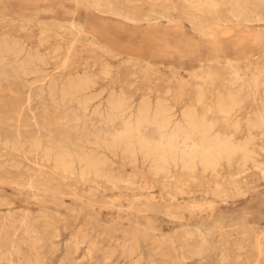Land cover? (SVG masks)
Segmentation results:
<instances>
[{
  "label": "rangeland",
  "instance_id": "374dc122",
  "mask_svg": "<svg viewBox=\"0 0 264 264\" xmlns=\"http://www.w3.org/2000/svg\"><path fill=\"white\" fill-rule=\"evenodd\" d=\"M82 1L0 0V41L16 39L20 44L24 43L27 50L31 47V52L38 45V49L32 53L40 51L47 60L45 68L43 67L46 73L43 75L44 84L54 74L55 78L52 79L66 82L69 80L68 75L76 78L84 74L90 76L93 72L94 76L91 77H94L97 85L92 93L100 96L95 105L106 100L110 90H113L112 92H122L128 97L130 95L134 112L146 100L152 105L159 102L165 108H170L175 116L173 122L178 123L183 111L193 107L197 117L205 119L213 128V136H223L222 139L233 137L236 142L243 141L244 136V140L248 137L245 128L250 118H254L253 113L258 110L257 96H261L264 90V4L258 0H130L131 3L129 0H114L113 3L110 0H106L108 3L104 0ZM232 2L237 5L234 6ZM204 4L209 9L202 6ZM233 8L235 11H232ZM41 11L43 13H39ZM59 27L63 30L58 29ZM41 30H45V33ZM39 33L44 34L40 36ZM43 35L45 36L42 38ZM47 37L49 42L46 41ZM21 39H25V42ZM78 39L84 42L83 45H80L82 43ZM53 49H59L62 53L59 51L58 56L53 55L52 58L50 53H54ZM233 64H237L236 67ZM83 65L87 67L84 68ZM81 69L84 71H80ZM100 69L104 70L102 72L105 75L111 71V75L104 76ZM74 71L77 74L79 72L76 77ZM31 78L30 82L37 77ZM29 85L33 87L17 78L0 75V264H264V140L261 136L255 137L256 155L250 161L253 162L252 165L250 162L247 163L249 165H244L237 158L235 162H231L233 164L222 163L217 174L205 172L199 166L194 168L196 171L185 168L183 170L180 163H177L178 166L171 163L167 166L169 171L159 173L152 168L153 165L148 159L142 158L143 155L140 157L137 154L135 159L136 157L118 152L115 153L117 157L112 156L114 153L103 150L98 152H102V157L105 156L103 159L107 161L108 166H105L108 169L104 167L102 175L85 173L77 165H74L77 168L71 172L63 166L61 168L58 164L54 165L53 158L47 160L43 150L40 152L33 147L32 151L30 142L36 143L42 136L47 138L43 139L44 142L47 141L44 144L46 148L50 149L47 151L54 148L52 152H56L57 145L62 149L65 145L67 151L74 149L73 152L79 153L88 147L86 141L91 140L88 136L94 131L88 124L89 118H81L76 124L75 107L57 108L46 94L40 96L37 89L40 84L34 85L32 82ZM231 99L239 102L240 107L236 108L234 116L224 118L219 108L221 103L226 105ZM51 109L54 113L50 112ZM18 110H23V114H19ZM246 113L248 114L245 115ZM25 114L30 115V120ZM52 116L59 117L54 119ZM239 116L244 118L240 119ZM11 117L14 118L11 120ZM93 122L97 123V120L94 119ZM98 124V128L102 126ZM99 129L108 130L104 126ZM83 130L89 135L83 133ZM148 132L150 138L156 139L152 130ZM10 134L16 135L14 139L17 142ZM59 135L65 142H61ZM7 140L9 144L11 142L16 143L17 147L19 145L17 149L24 150L17 152L14 147L12 149V144L10 148H5L8 145ZM48 162L51 164L46 165ZM261 165L260 170H257ZM80 170L88 175L85 176ZM106 177L115 178L107 181ZM246 186L248 189H245ZM215 190L216 193H213Z\"/></svg>",
  "mask_w": 264,
  "mask_h": 264
},
{
  "label": "bare ground",
  "instance_id": "6f19581e",
  "mask_svg": "<svg viewBox=\"0 0 264 264\" xmlns=\"http://www.w3.org/2000/svg\"><path fill=\"white\" fill-rule=\"evenodd\" d=\"M76 1V0H75ZM82 1V0H81ZM95 1V0H94ZM93 1V3H94ZM103 1V0H102ZM106 2V0H104ZM112 3L114 2V0H110ZM109 1V2H110ZM171 1V0H170ZM205 1V0H204ZM234 1V0H233ZM239 1V0H238ZM246 1V0H245ZM253 1V0H252ZM255 1V0H254ZM261 4H264V0H258ZM83 2V1H82ZM85 2V1H84ZM87 2V1H86ZM90 2V0H89ZM125 2V1H124ZM129 2L131 3V1L129 0ZM134 2V0H133ZM187 2V1H186ZM203 2V1H202ZM207 2V1H206ZM205 2V3H206ZM81 3V2H80ZM92 3V4H93ZM99 3V1H98ZM108 3V2H106ZM105 3V4H106ZM195 3V2H194ZM213 3V2H212ZM217 3V2H216ZM234 4V2H232ZM253 3V2H252ZM255 3V2H254ZM253 3V4H254ZM259 3V4H260ZM100 4V3H99ZM122 4V3H121ZM236 4V3H235ZM234 4V6H235ZM257 4V5H259ZM94 5V4H93ZM109 5V4H108ZM196 5V4H195ZM201 5V4H199ZM211 5V4H210ZM216 5V4H215ZM215 5L213 7H215ZM237 5V4H236ZM50 6V5H49ZM96 6V5H95ZM97 6L99 7V5L97 4ZM105 6V5H103ZM156 6V5H155ZM190 6V5H189ZM202 6H206L205 4L202 5ZM248 6V5H247ZM97 7V8H98ZM107 7V5H106ZM105 7V8H106ZM114 7V6H113ZM113 7H111V9H113ZM208 7V6H206ZM219 7V6H218ZM216 7V8H218ZM233 7V6H232ZM42 8V7H41ZM83 8V7H82ZM94 8V7H93ZM44 9V8H43ZM88 9V8H87ZM90 9V8H89ZM99 9V8H98ZM102 9V8H101ZM110 9V10H111ZM209 9V7H208ZM207 9V10H208ZM212 9V7L210 8V10ZM236 9V8H235ZM47 10V9H46ZM50 10V9H49ZM93 10V9H92ZM91 10V11H92ZM97 10V9H96ZM116 10V9H115ZM118 10V9H117ZM123 10V8H122ZM186 10V9H185ZM198 10V9H197ZM36 11V10H35ZM34 11V12H35ZM99 11V10H97ZM101 11V10H100ZM104 11V10H103ZM107 11V9H106ZM201 11V10H200ZM203 11V10H202ZM215 11V10H213ZM232 11H235L234 8ZM115 12V11H114ZM208 12V11H207ZM37 13V12H36ZM39 13H43L42 11L39 12ZM95 13V12H94ZM216 13V12H215ZM104 14V13H103ZM111 14V13H110ZM123 14V12H122ZM35 15V14H34ZM105 15V14H104ZM154 15V14H153ZM213 15V14H212ZM228 15V14H227ZM236 14H234L235 16ZM106 16V15H105ZM112 16V15H111ZM110 16V17H111ZM116 16V15H115ZM114 16V17H115ZM118 16V15H117ZM157 16V14H156ZM164 16V15H163ZM162 16V17H163ZM218 16V15H217ZM241 16V15H240ZM159 17V16H157ZM161 17V16H160ZM232 17V16H231ZM35 18V17H34ZM121 18V17H120ZM236 18V17H234ZM125 19V18H124ZM55 20V19H54ZM78 20V19H77ZM143 20V19H142ZM160 20V19H159ZM165 20V19H164ZM221 20V19H220ZM236 20V19H234ZM242 20V19H240ZM41 21V20H40ZM128 21V20H127ZM126 21V22H127ZM144 21V20H143ZM147 21V19H146ZM171 21V20H170ZM197 21V20H196ZM29 22V21H28ZM51 22V21H50ZM67 22H71V21H67ZM125 22V21H124ZM129 22V21H128ZM132 22V21H131ZM135 22V20H134ZM168 22V21H167ZM237 22V21H236ZM244 22V20H243ZM25 23V22H24ZM43 23V22H42ZM41 23V25H42ZM55 23V22H54ZM64 23V22H63ZM82 23V22H80ZM79 23V24H80ZM170 23V22H169ZM198 23V22H197ZM225 23V22H224ZM32 24V23H31ZM44 24V23H43ZM53 24V23H51ZM59 24V22H58ZM65 24V23H64ZM75 24V23H74ZM133 24V23H132ZM246 24V23H245ZM262 24V23H261ZM21 25V24H20ZM33 25V24H32ZM45 25V24H44ZM43 25V27H45ZM76 25V24H75ZM82 26V24H80ZM88 25V24H87ZM131 25V24H129ZM38 26V25H37ZM40 26V25H39ZM59 26H62V25H59ZM64 26V25H63ZM74 26V25H73ZM52 27V26H50ZM56 27V26H55ZM58 27V26H57ZM68 27V25L66 26ZM75 27V26H74ZM79 27V25H78ZM90 27V26H89ZM41 28V26H40ZM54 28V26H53ZM61 27H59L58 29H60ZM81 28V27H80ZM79 28V29H80ZM44 29V28H43ZM57 29V28H56ZM62 29V28H61ZM78 29V28H77ZM76 29V30H77ZM91 29V28H90ZM50 30V29H49ZM63 30V29H62ZM64 30H66L64 28ZM70 30V29H69ZM88 30V29H87ZM241 30V29H240ZM240 30H237V31H240ZM40 31V30H39ZM45 31V30H44ZM41 30V32H44ZM55 31V30H54ZM60 31V30H59ZM67 31V30H66ZM65 33H68L66 32ZM75 31V30H74ZM56 32V31H55ZM73 32V31H72ZM81 32V31H80ZM243 32V31H242ZM45 33V32H44ZM42 33V34H44ZM48 33V32H47ZM63 33V32H62ZM75 33V32H74ZM78 33V32H77ZM87 33V32H86ZM92 33V32H91ZM5 34V33H4ZM41 33H39V35L41 36L42 35ZM50 34V32H49ZM80 34V33H79ZM212 34V33H211ZM60 35V34H59ZM66 35V34H65ZM72 35V34H71ZM75 35V34H74ZM74 35L72 37H74ZM78 35V34H77ZM85 35V33H84ZM5 36V35H4ZM10 36V35H9ZM8 36V37H9ZM45 35L42 36V38L44 37ZM54 36V35H53ZM56 36V35H55ZM64 36V34H63ZM62 36V37H63ZM69 36V35H68ZM87 36V34H86ZM91 37V35H88ZM249 36V35H248ZM248 36H245V37H248ZM7 37V36H6ZM13 37V36H12ZM57 37V36H56ZM61 37V36H60ZM80 37V35H79ZM84 37V36H83ZM89 37V38H90ZM100 37V36H99ZM1 38V37H0ZM20 38H23V37H20ZM65 38V36H64ZM71 38V37H70ZM92 38V37H91ZM40 39V38H38ZM46 39V37H45ZM44 39V40H45ZM53 39V38H52ZM80 39V38H79ZM78 39L79 42H81L80 40ZM83 39V38H82ZM88 39V38H87ZM247 39V38H246ZM10 40V39H9ZM22 40V39H21ZM37 40V39H36ZM50 41V39H48L47 37V40L46 41ZM55 40V39H54ZM64 40V39H62ZM68 40V39H67ZM66 40V41H67ZM71 40V39H70ZM73 40V39H72ZM86 40V39H85ZM93 40V39H92ZM91 40V41H92ZM20 41V40H19ZM25 42V39L22 40V42ZM39 41V40H38ZM43 42V40H41ZM48 41V42H49ZM74 41V40H73ZM87 41V40H86ZM90 41V42H91ZM47 42V43H48ZM78 42V43H79ZM97 42V41H96ZM41 43V42H40ZM44 43V42H43ZM68 43V42H67ZM76 43V42H75ZM82 43V42H81ZM84 43V42H83ZM80 44V45H83ZM171 43V42H170ZM175 43V42H174ZM174 43H171V44H174ZM233 43V42H232ZM39 44V43H37ZM87 44V43H86ZM100 44V42H99ZM24 45V43H23ZM22 45V43L20 44V42L16 41V39H12L10 41H7L6 40H1L0 41V75H4L6 77H14V78H17L18 80H21L22 83H25L26 85L28 84V86H31L29 85L30 83L33 82L34 85L36 84H40L37 89L39 90V93H40V96L44 94H46V96L50 99L51 103H53L57 108H64V109H67V108H70L71 106L75 107V122L76 124H78L80 122V119H84L86 117L89 118V122L88 124H90L91 128H93L94 131L96 132H89V130H87L89 133H91V135H89L87 132L85 133L84 131L86 130H83V133L85 134H88L89 136V139L91 138V140H88L86 141V144L88 147H86V149H82L79 153L77 152H73L75 151L74 149L72 151H69L70 149H68V151L65 149V145H64V148L62 149L61 146H58L57 145V150L56 152H52L54 148H52L51 150L52 151H47L50 150L49 147L46 148L47 146H45L44 144L47 142H44L43 139H47V138H43L42 136L40 138H38L37 142L33 143L30 142V146H31V150L33 151V147L35 149V147L40 150H43L45 152V156L48 157L47 160H49V158H53L54 161H52L55 164H58V166L60 165L61 168H67L69 169V171L72 172V169H73V172H74V168L76 169L77 167H75L74 165H77L79 166L85 173H93L95 174L96 176L97 175H100L103 171H104V167L108 169V167H106L105 165L107 164V161H105L102 157V152L100 154V152H98L99 150H103V151H108L109 153H114L112 156L115 155V153L117 154L118 152L122 153L123 155H126V156H129V157H136L137 154H139V156L141 157V155H143L142 158H146L149 160V162L152 163L154 170L156 172H167L169 170H167V166L170 165L171 163H175L177 165V163H180L183 167V170L185 169H188V170H195L194 168L197 166L201 167L203 169V171L205 172H211L213 174H217V171L219 170V167L221 166L222 163H227V164H230L231 162H233L235 159L239 158L240 160L239 161H242L245 164L249 163L250 161L253 160V155L256 153L254 152L255 151V147H254V144H255V140H256V136H261V138L264 140V90H263V94L261 96H257V99H256V102L258 103V110L256 112H254V110H252V112H254V118H250L248 124H247V133H248V137L245 138L244 140V137H243V141H240V142H236L234 140L233 137H230V138H225V139H222V137L220 138L219 136H213V128L206 122L205 119H200L199 116L197 117L195 111H193V107L192 109H187L185 111H183L182 113V117H181V121L178 122V123H174L173 120L175 118V116L170 112V108L167 109L165 108L164 106H162L161 104H156V105H152L151 102L148 100L144 101L142 104L140 103V106L137 108V110L134 112L135 110V107H134V103L129 95L126 96L124 93H118L116 90H119V89H114L116 92H112L113 90H110L109 92V97L105 99V96L106 94L105 93H102V94H105L102 95V97L104 96V101L103 102H100L99 105H95V102H97V100L100 98V96H96L92 93V90L94 89V86L97 85L95 84L94 82V77L92 78L91 75H93V72L92 74L89 76L88 74H84L82 72V75L83 76H77L79 74H77L76 71H74L76 73L75 77L76 78H72V76L68 75L67 78H69V80H67L66 82H60L59 80L61 79H52L54 76H50L51 77V80L46 84H44L45 82V77L43 76L44 74V71H43V67L46 66V59L43 55L40 53V51H36L35 53H32L34 50L38 49V45H36V49H34L32 52H31V47L30 49L27 50L26 47H24ZM26 45V44H25ZM61 45V43H60ZM64 45V44H63ZM67 44H65L66 46ZM79 45V44H78ZM177 45V44H176ZM216 45V44H215ZM47 46V45H45ZM58 46V44H57ZM64 46V47H65ZM73 46H76V45H73ZM92 46V45H91ZM94 46V44H93ZM104 46V45H103ZM34 47V46H32ZM40 47V45H39ZM69 47V46H68ZM77 47V46H76ZM90 47V46H89ZM241 47V46H240ZM29 48V47H28ZM58 48V47H56ZM83 48V47H82ZM84 48H87V47H84ZM94 48V47H92ZM220 48V47H219ZM237 48V47H236ZM33 49V48H32ZM60 49V48H59ZM59 49H53L52 52L54 53H50V56H52L53 58V55H56L58 56L59 54ZM66 49V48H65ZM81 49V48H80ZM88 49V48H87ZM40 50V48H39ZM67 50V49H66ZM79 50V48L77 49ZM83 50V49H81ZM96 50V49H95ZM117 50V49H116ZM42 51V49H41ZM64 51V50H62ZM71 51V50H70ZM102 51V50H101ZM61 52V51H60ZM113 52V51H111ZM62 53V52H61ZM65 53V52H64ZM70 53V52H69ZM76 53V51H75ZM79 53V52H78ZM102 53V52H101ZM107 53V51H106ZM105 53V54H106ZM109 53V52H108ZM114 53V52H113ZM49 54V52H48ZM75 55V54H74ZM77 55V54H76ZM68 56V55H67ZM47 57V55H46ZM48 58V57H47ZM68 59V57H67ZM52 60V59H50ZM58 61V59H57ZM62 61V60H61ZM64 61V60H63ZM52 62V61H51ZM65 62V61H64ZM57 63V62H56ZM55 63V64H56ZM94 63V62H93ZM92 63V64H93ZM63 64V63H62ZM61 64V65H62ZM86 64V62H85ZM90 64V63H89ZM87 64V65H89ZM96 64V63H95ZM94 64V65H95ZM60 65V66H61ZM82 65V64H81ZM87 65L84 67V65L82 67L86 68ZM105 65V64H104ZM103 65V66H104ZM234 65V64H233ZM237 65V64H236ZM236 65H234V67H236ZM49 66V65H48ZM77 66V65H76ZM75 66V67H76ZM93 66V65H92ZM107 66V65H105ZM104 66V67H105ZM232 66V65H231ZM230 66V67H231ZM96 67V66H95ZM108 67V66H107ZM208 67V66H207ZM233 67V66H232ZM231 67V68H232ZM45 68V67H44ZM47 68V67H46ZM81 68V67H80ZM83 68V69H84ZM93 68V67H92ZM250 68V67H249ZM83 69H81L80 71H82ZM95 69V68H94ZM93 69V70H94ZM97 69V67H96ZM99 69V68H98ZM103 69V68H102ZM105 69V68H104ZM107 69V68H106ZM105 69V71H107ZM237 69V68H236ZM55 70V69H53ZM90 70V68H89ZM101 70V69H100ZM52 71V70H51ZM57 71V70H56ZM84 71V70H83ZM86 71V70H85ZM96 71V70H95ZM104 70H101V73L104 74V72H102ZM46 72V70H45ZM53 72V71H52ZM90 72V71H89ZM88 72V73H89ZM98 73V72H97ZM96 73V74H97ZM109 75H111V71L110 73H108ZM106 73V75H108ZM49 75V73L47 74ZM58 76H60V74L57 73ZM56 75V76H57ZM64 75V74H63ZM99 75L103 76L102 74L99 73ZM104 74V76H106ZM72 79H70V77ZM94 76V75H93ZM31 77H37L36 79L32 80V82H30L29 78ZM96 77H99V76H96ZM109 77V76H108ZM107 77V78H108ZM257 77V76H256ZM55 78V77H54ZM115 78V77H114ZM33 79V78H31ZM101 79V77H100ZM97 80V78H96ZM107 81V80H106ZM252 81V80H251ZM264 81V79H263ZM97 82V81H96ZM102 82V81H101ZM137 82V81H136ZM261 82V81H260ZM264 83V82H262ZM264 85V84H262ZM4 86V85H3ZM99 86V85H98ZM239 86V85H238ZM259 86V85H258ZM260 86H261V83H260ZM33 87V86H31ZM97 87V86H96ZM1 88V87H0ZM106 88V87H105ZM132 88V87H131ZM239 88V87H238ZM247 88V87H246ZM260 88V87H259ZM263 88V86H262ZM260 88V89H262ZM97 89V88H95ZM111 89V88H110ZM121 89V88H120ZM226 89V88H225ZM235 89V88H234ZM259 89V91H260ZM3 90V89H2ZM30 90V89H29ZM28 90V91H29ZM106 90V89H104ZM123 90V89H122ZM142 90V89H141ZM146 90V89H145ZM196 90V89H195ZM232 90V89H231ZM230 90V91H231ZM240 90V89H239ZM98 91V90H97ZM201 91V90H200ZM221 92H223L222 90H220ZM245 91V90H244ZM249 91V90H248ZM112 92V93H111ZM125 92V91H123ZM149 92V91H148ZM180 92V91H179ZM218 92V91H217ZM225 92V91H224ZM243 92V90H242ZM203 94V92H200ZM219 93V92H218ZM236 93V92H234ZM262 93V92H261ZM17 94V93H16ZM15 94V95H16ZM98 94V93H97ZM29 95V94H28ZM157 95V94H156ZM179 95V94H178ZM201 95V94H200ZM220 95V94H219ZM230 95V94H229ZM204 96V95H202ZM217 96V95H216ZM234 96V95H233ZM236 96V95H235ZM148 97V96H147ZM224 97V96H223ZM229 97V96H228ZM237 97V96H236ZM182 98V97H181ZM187 98V97H186ZM200 98V97H199ZM225 98V97H224ZM235 98V97H234ZM183 99V98H182ZM190 99V98H189ZM204 99V97H203ZM216 100L218 99V97L215 98ZM222 99V98H221ZM237 99V98H236ZM101 100V99H100ZM158 100V99H157ZM169 100V99H168ZM253 100V99H252ZM41 101V100H40ZM48 101V100H47ZM225 101V100H224ZM2 102V101H1ZM43 102V101H42ZM99 102V100H98ZM168 102V101H167ZM187 102V101H186ZM204 102V100H203ZM217 102V101H216ZM219 102V101H218ZM227 102V101H226ZM255 102V103H256ZM14 103V102H13ZM26 103V102H25ZM47 103V102H45ZM50 103V104H51ZM189 103V102H188ZM202 103V101H201ZM200 103V104H201ZM241 103V101H240ZM256 103V104H257ZM2 104V103H1ZM21 104V103H20ZM166 104V102H165ZM183 104V103H182ZM220 104V103H219ZM226 105H223L221 103V107L219 108V112L221 114L224 115V118L225 116L227 117H230V116H234V113L236 108L239 106V102H237L235 99H231L228 104L225 103ZM255 104V105H256ZM184 105V104H183ZM207 105V104H206ZM241 105V104H240ZM243 105V104H242ZM241 105V106H242ZM38 106V105H37ZM189 106V105H188ZM187 106V107H188ZM252 106V105H251ZM25 107V105H24ZM50 107V106H49ZM67 107V108H66ZM216 107V105H215ZM215 107H214V110H215ZM240 107V106H239ZM243 107V106H242ZM254 107V106H253ZM134 108V110H133ZM185 108V106H184ZM191 108V107H190ZM24 109V108H23ZM30 109H33V108H30ZM206 109V108H205ZM210 109V108H209ZM238 109V108H237ZM241 109V108H240ZM71 110V109H70ZM172 110V108H171ZM183 110V109H182ZM211 110V109H210ZM26 112L28 110H25ZM24 111V112H25ZM73 111V110H72ZM180 111V110H179ZM203 111V110H202ZM237 111V110H236ZM2 112V110H1ZM17 112V111H16ZM20 110H18V113L20 114ZM23 112V110H22ZM21 112V113H22ZM32 112H34L32 110ZM52 112V109L51 111ZM49 112V113H50ZM56 112V111H55ZM70 112V111H69ZM209 112V110H208ZM249 112V111H248ZM251 112V110H250ZM54 113V112H52ZM68 113V112H67ZM234 113V114H233ZM23 114V113H22ZM42 114V113H41ZM238 114V113H237ZM244 114V113H243ZM242 114V115H243ZM248 113H246L245 115H247ZM16 115V114H15ZM43 115V114H42ZM52 115V114H51ZM59 115V114H58ZM90 115V117H89ZM207 115V114H206ZM219 115V114H218ZM250 115V114H249ZM252 115V114H251ZM250 115V116H251ZM26 116V114H25ZM24 116V117H25ZM28 116V114H27ZM26 116V118H27ZM30 116V115H29ZM28 116V118H29ZM37 116V115H36ZM40 116V115H39ZM38 116V117H39ZM244 116V115H243ZM243 116H239L240 119H242L241 117ZM6 118V116H4ZM20 117V116H19ZM35 117V116H34ZM53 117V116H52ZM59 117V116H58ZM58 117H53L54 119L58 118ZM215 117V116H214ZM222 117V116H221ZM238 117V118H239ZM245 117V116H244ZM243 117V118H244ZM248 117V116H247ZM1 118V117H0ZM9 118V117H8ZM14 118V117H13ZM11 117V120L13 119ZM31 118V117H30ZM29 118V120H30ZM53 118H51V121L53 120ZM66 118V117H65ZM206 118V117H205ZM219 118V117H218ZM10 119V118H9ZM20 119V118H19ZM33 119V118H32ZM40 119V118H39ZM42 119V118H41ZM94 119L97 120V123L98 126L99 125H102L104 126V128L107 127V131H104L99 129L100 127L102 126H99V128L96 126L97 123L93 122ZM231 119V118H230ZM252 119V120H251ZM29 120L27 119V121L29 122ZM87 120V119H86ZM6 121V120H5ZM15 121V119H14ZM21 121V120H20ZM23 121V120H22ZM49 121V122H51ZM88 121V120H87ZM227 121V120H225ZM224 121V122H225ZM239 122L241 120H238ZM16 122V121H15ZM235 122V121H234ZM247 122V120H246ZM22 123V122H20ZM52 123H54V121H52ZM51 123V124H52ZM86 122H84L85 124ZM229 123V122H228ZM241 123V122H240ZM7 124V123H6ZM57 124V123H56ZM74 124V123H73ZM84 124L82 125L84 127ZM212 124V122L210 123ZM213 124H215L213 122ZM218 124V123H217ZM245 124V122H244ZM9 125V124H8ZM18 125V124H17ZM22 125V124H21ZM24 125V124H23ZM236 126V124H233ZM232 125V126H233ZM14 126V125H13ZM25 126V125H24ZM73 126V125H71ZM106 126V127H105ZM240 126V125H239ZM242 126V125H241ZM246 126V124H245ZM23 127V126H21ZM52 127V126H51ZM78 127V126H77ZM219 127V126H218ZM13 128V127H12ZM72 128V127H71ZM76 128V127H75ZM88 128V127H87ZM231 128V127H230ZM243 128V127H242ZM19 129V127H18ZM61 129V128H60ZM239 129V127L237 128ZM236 129V130H237ZM1 130V129H0ZM11 130V129H10ZM15 130V129H14ZM73 130V129H72ZM149 130H152L155 134H156V139H152L149 137L148 135V131ZM227 130V129H226ZM234 130V129H233ZM65 131V130H64ZM78 131V130H76ZM91 131V129H90ZM229 131V130H227ZM232 131V130H231ZM239 130H237L236 132L237 133H240L238 132ZM243 131V130H242ZM241 131V132H242ZM7 132V131H6ZM26 132V131H25ZM24 132V133H25ZM74 132V131H73ZM82 132V130H81ZM80 132V133H81ZM148 132V133H147ZM256 132L254 135L253 133ZM10 133V132H8ZM15 133V132H13ZM28 134V132H26ZM66 133V132H65ZM69 133H71L69 131ZM76 133V132H75ZM232 133V132H231ZM26 135V137H28V135ZM52 134V133H51ZM68 134V133H67ZM72 134V133H71ZM78 134V133H76ZM82 134V133H81ZM84 134V135H85ZM242 134H244V132H242ZM242 134H239L240 136ZM257 134V135H256ZM11 135V134H10ZM13 135V134H12ZM11 135V136H12ZM15 135V134H14ZM13 135V139L14 136ZM20 135V134H19ZM24 135V136H25ZM54 135V134H53ZM64 134H62L63 136ZM73 135V134H72ZM71 135V136H72ZM80 135V134H79ZM221 135V134H220ZM225 135V134H224ZM232 135V134H230ZM234 135L237 136V134L235 133ZM5 136V135H4ZM8 136V135H7ZM18 136V135H17ZM23 136V134H22ZM34 136V135H33ZM45 136V135H44ZM52 136V135H51ZM60 136V135H59ZM62 136H60L59 138H61ZM68 136V135H67ZM77 137V135L75 136ZM74 137V138H75ZM85 137V136H84ZM228 137V136H227ZM235 137V136H234ZM8 138H10V136H8ZM18 138V137H16ZM25 138V137H24ZM50 138V137H48ZM64 138V137H63ZM66 138V137H65ZM64 138V139H65ZM69 138H72V137H69ZM68 138V140H69ZM82 138V137H81ZM86 138V137H85ZM84 138V139H85ZM236 138V137H235ZM259 138V137H258ZM260 138V139H261ZM4 139V138H3ZM12 139V138H11ZM12 139V140H13ZM29 140V138H27ZM77 139V138H76ZM83 139V141H84ZM15 140V139H14ZM24 140V139H23ZM27 140V141H28ZM31 140V139H30ZM29 140V141H30ZM53 140V139H52ZM63 139L61 138V142H65L64 140L62 141ZM80 140V139H79ZM87 140V138L85 139ZM16 141V140H15ZM19 141H22V140H19ZM26 141V138L25 140ZM75 141V139H74ZM78 141V140H77ZM10 142V140H9ZM17 142V141H16ZM23 142V141H22ZM57 144H58V141H56ZM55 142V143H56ZM71 142V141H70ZM69 142V143H70ZM73 142V141H72ZM71 142V143H72ZM262 142V141H261ZM2 143V142H1ZM8 143V140L6 141V144ZM15 143V142H14ZM26 143V142H25ZM29 143V142H28ZM54 143V144H55ZM67 143V142H66ZM68 143V144H69ZM76 142H74V145H75ZM79 143V142H78ZM84 143V142H83ZM4 144V143H2ZM10 144H12L10 142ZM8 143V145H6L5 148H7V146H9L10 148V145ZM22 144V143H21ZM50 144V143H49ZM53 144V145H54ZM85 144V145H86ZM14 146H11L12 149L13 147L15 149L19 148L20 146L18 145L17 147V144H12ZM24 145V144H23ZM22 145V146H23ZM81 146V144H79ZM2 146V145H1ZM0 146V147H1ZM4 146V145H3ZM27 146V145H25ZM49 146V145H48ZM70 146V145H69ZM17 147V148H16ZM51 147V145H50ZM54 147H56V145H54ZM67 147V146H66ZM70 147H73V146H70ZM78 147V146H77ZM85 147V146H84ZM82 147V148H84ZM24 148V147H23ZM75 148V146H74ZM81 148V147H80ZM79 148V149H80ZM262 148V147H261ZM1 149V148H0ZM3 149V148H2ZM11 149V151H12ZM21 149V148H20ZM30 149V148H29ZM56 149V148H55ZM9 151V149H7ZM17 149V152L24 150V149H21L19 150ZM78 150V148L76 149V151ZM2 151V150H1ZM0 151V152H1ZM6 151V150H5ZM10 151V152H11ZM30 151V150H29ZM15 152V151H14ZM16 152V153H17ZM31 152V151H30ZM39 152V151H38ZM107 152V153H108ZM5 153V152H4ZM13 153V152H12ZM20 153H19V156H20ZM33 153V152H32ZM37 153V152H36ZM34 152V154H36ZM106 153V154H107ZM9 154V153H8ZM28 156H29V152H27ZM40 154V153H39ZM38 154V155H39ZM43 154V153H42ZM17 155V154H16ZM26 155V154H25ZM24 155V156H25ZM256 155V154H255ZM254 155V156H255ZM1 156V155H0ZM18 156V157H19ZM33 156V154H31V157ZM37 156V155H36ZM108 156V155H107ZM117 156V155H115ZM9 157V156H8ZM16 157V156H15ZM23 157V156H22ZM21 157V158H22ZM27 157V156H26ZM34 157V156H33ZM44 157V158H46ZM118 157V156H117ZM124 157V156H123ZM122 157V158H123ZM129 157L127 160H129ZM6 158V157H5ZM20 158V157H19ZM37 158V157H36ZM2 159V158H1ZM0 159V160H1ZM4 159V158H3ZM11 159V158H10ZM15 159H18L17 157ZM14 159V160H15ZM39 160H41L40 158H38ZM124 159V158H123ZM137 159V157L135 158ZM21 160V159H20ZM25 160V158H24ZM43 161H46V159H42ZM108 160V159H107ZM116 160V159H115ZM132 160V159H131ZM2 161V160H1ZM9 161V159H8ZM51 161V159H50ZM147 161V160H145ZM256 161V160H255ZM7 162V161H6ZM19 162V161H18ZM22 162V160H21ZM19 162V163H21ZM132 162V161H131ZM136 162V160L134 161ZM235 162V161H234ZM12 163H14V161L12 160ZM17 163V162H15ZM31 163V162H30ZM44 163V162H43ZM50 162L48 163H45L46 165H48ZM148 163V162H147ZM239 163V162H238ZM253 162H250V165H252ZM257 163V162H256ZM255 163V164H256ZM3 164V163H2ZM7 164V163H4V165ZM51 164V163H50ZM123 164V163H122ZM233 164V163H231ZM237 164V162H236ZM242 164V163H241ZM9 165H12L11 162H9ZM22 165V163H21ZM28 165H30L28 163ZM41 165V164H40ZM138 165V164H137ZM174 165V164H173ZM249 165V164H247ZM20 166V164H19ZM57 166V167H58ZM63 166V167H62ZM108 166V164H107ZM132 166V165H131ZM150 166V165H149ZM178 166V165H177ZM230 166V165H229ZM235 166V165H234ZM238 166V165H237ZM236 166V167H237ZM255 166V165H254ZM2 167V166H1ZM6 167V166H4ZM73 167V168H72ZM151 167V166H150ZM169 167V166H168ZM175 167V166H174ZM196 167V169H197ZM241 167V166H240ZM248 167V166H247ZM262 167L259 166V169L257 167V170H260V168ZM10 168V167H8ZM151 168V169H152ZM180 168V166H179ZM185 168V169H184ZM231 168V167H230ZM244 168V167H243ZM254 168V167H253ZM6 169V168H5ZM17 169V168H16ZM15 169V170H16ZM19 169V168H18ZM17 169V170H18ZM52 169V168H51ZM56 169V168H55ZM53 169V170H55ZM71 169V170H70ZM79 169V168H78ZM144 169V168H143ZM201 169V170H202ZM232 169V168H231ZM7 170V169H6ZM10 170V169H9ZM13 169H11L10 171H12ZM16 170V171H17ZM59 169H57L58 171ZM65 170V169H64ZM82 170H80L79 172L85 174ZM187 170V171H188ZM241 170V168H240ZM238 170V171H240ZM253 170V169H252ZM256 170V169H255ZM2 171H4L2 169ZM68 171V170H67ZM106 171V169H105ZM178 171V170H177ZM196 171V170H195ZM202 171V172H203ZM5 172H9V171H5ZM151 173L153 171H150ZM165 172V173H166ZM189 172V171H188ZM187 172V173H188ZM194 172V171H193ZM191 172V173H193ZM256 172V171H254ZM262 172V171H261ZM65 173V172H64ZM157 173V174H159ZM169 173V172H168ZM190 173V174H191ZM195 173V172H194ZM220 173V172H219ZM218 173V174H219ZM241 173H243V171H241ZM253 173V172H252ZM4 174V172H3ZM6 174V173H5ZM12 174V173H11ZM10 174V175H11ZM42 174V173H41ZM60 174V173H59ZM73 174V173H72ZM104 174V173H103ZM107 174V173H106ZM155 175V172L153 173ZM156 174V175H157ZM189 174V173H188ZM205 175V173H203ZM233 174V173H232ZM264 174V172H263ZM9 175V176H10ZM65 175V174H64ZM81 175V174H80ZM88 174H85V176H87ZM91 175V174H89ZM102 175V174H101ZM110 175V174H109ZM118 175V174H117ZM145 175V174H144ZM148 175V173H147ZM164 176V174H162ZM168 175V174H167ZM195 176V174H193ZM242 175V174H241ZM8 176V174L6 175ZM13 176V175H12ZM73 176V175H72ZM71 176V177H72ZM83 176V175H82ZM84 176V178H85ZM104 176V175H103ZM107 176V175H105ZM122 176V175H121ZM160 176V175H159ZM211 176V175H210ZM214 176V175H213ZM218 176V175H216ZM66 177V176H65ZM90 177V176H89ZM154 177V176H153ZM156 177V176H155ZM184 177V176H183ZM264 177V176H263ZM11 178V177H10ZM14 178V177H13ZM40 178V177H39ZM100 178V176H99ZM115 178V177H113ZM112 177L111 178H108V179H113ZM119 178V176H118ZM170 178V177H169ZM211 178V177H210ZM213 178V177H212ZM218 178V177H216ZM220 178V177H219ZM45 179V178H44ZM67 179V178H66ZM83 179V178H82ZM107 181V177L105 178ZM130 179V178H129ZM181 179H184V178H181ZM186 179V178H185ZM188 179V178H187ZM215 179V177L213 178ZM19 180V179H18ZM69 180V179H68ZM79 180V179H78ZM100 180V179H99ZM103 180V179H102ZM202 180V179H201ZM217 180V179H216ZM82 181V180H81ZM105 181V180H104ZM112 181V180H111ZM129 181V180H128ZM131 181V180H130ZM152 181V180H151ZM170 181V179H169ZM192 181V180H191ZM209 181V180H208ZM230 181V180H229ZM85 182V181H84ZM119 182V181H118ZM168 182V181H167ZM171 182V181H170ZM195 182V181H194ZM201 182V181H200ZM222 182V181H220ZM245 182V181H244ZM109 183V182H108ZM153 183V182H152ZM253 183V182H252ZM27 184V183H26ZM48 184V183H47ZM112 184V183H111ZM114 184V183H113ZM122 184V183H121ZM54 185V184H53ZM93 185V184H92ZM134 185V184H133ZM220 185V184H219ZM22 186V185H21ZM136 186V185H134ZM143 186V185H142ZM156 186V185H155ZM170 186V185H169ZM200 186V185H199ZM245 186V185H244ZM250 186V185H249ZM25 187V186H24ZM58 187V186H57ZM111 187V185H110ZM128 187V186H127ZM202 187V186H201ZM214 187H215V184H214ZM218 187V186H217ZM247 187V186H246ZM251 187V186H250ZM129 188V187H128ZM200 188V187H199ZM252 188V187H251ZM26 189V188H25ZM210 189V188H209ZM217 189V188H216ZM234 189V188H233ZM237 189V188H235ZM234 189V190H235ZM245 189H248L245 188ZM38 190V189H37ZM164 190V189H163ZM240 190V188H239ZM73 191V190H72ZM99 191V190H98ZM214 191V190H213ZM217 190H215V192L213 193H216ZM236 192L238 190H235ZM234 191V192H235ZM242 191V190H241ZM185 192V191H184ZM223 192V190H222ZM233 192V191H232ZM93 193V192H92ZM212 193V195H213ZM240 193V192H239ZM52 194V193H51ZM221 195V193H219ZM224 194V192H223ZM230 194V193H229ZM237 194V193H236ZM245 194V193H243ZM215 195V194H214ZM213 195V196H214ZM228 195V194H227ZM97 196V195H96ZM191 196V195H190ZM237 196V195H236ZM240 196V195H239ZM86 197V196H85ZM161 197V196H160ZM168 197V196H167ZM221 197V196H220ZM225 197V196H223ZM242 197V196H241ZM245 197V196H244ZM77 198V197H76ZM247 198V197H246ZM250 198V197H249ZM211 199V198H210ZM220 199V198H219ZM230 199V198H228ZM238 199V197H237ZM224 200V199H223ZM226 200V198H225ZM236 200V199H235ZM220 201V200H219ZM95 202V201H94ZM54 204V203H53ZM226 204V203H225ZM227 205V204H226ZM198 207V206H197ZM68 208V207H67ZM150 208V207H149ZM147 209V207H146ZM166 209V208H165ZM214 209V208H213ZM133 211V210H132ZM137 211V210H136ZM194 211V210H193ZM208 212V211H207ZM72 213V212H71ZM57 216V215H56ZM88 216V215H87ZM142 216V215H141ZM146 216V215H145ZM155 221V220H154ZM155 225V224H154ZM137 228V227H136ZM248 228V227H247ZM121 229V228H120ZM208 233V232H207ZM263 233V232H262ZM254 234V233H253ZM35 235V234H34ZM197 235V234H196ZM262 235V234H261ZM225 236V235H224ZM227 236V235H226ZM144 237V236H143ZM171 237V236H170ZM189 237V236H188ZM137 238V237H136ZM249 238V237H248ZM259 239H262L259 237ZM258 239V241H259ZM264 239V238H263ZM239 240V239H238ZM130 241V240H129ZM237 241V240H236ZM264 241V240H263ZM262 241V243H263ZM123 242V241H122ZM173 242V241H172ZM77 243V242H76ZM134 243V242H133ZM234 243V242H233ZM256 243V242H255ZM128 244V243H127ZM258 245V244H257ZM260 245V244H259ZM78 246V245H77ZM239 246V245H237ZM264 246V245H263ZM134 247V246H133ZM256 247V246H255ZM260 247V246H258ZM126 248V247H125ZM93 249V248H92ZM117 249V248H116ZM246 249V248H245ZM261 249V248H260ZM126 250V249H125ZM124 250V251H125ZM143 250V249H142ZM181 250V249H180ZM264 250V249H263ZM85 251V250H84ZM122 251V252H124ZM131 251V250H130ZM153 251V250H152ZM169 251V250H168ZM94 252V251H92ZM170 252V251H169ZM242 252V251H241ZM165 253V252H164ZM181 253V252H180ZM187 253V252H186ZM223 253V252H222ZM162 254V253H161ZM112 255V254H111ZM159 255V254H158ZM184 255V254H183ZM188 255V254H187ZM186 255V257H187ZM131 256V255H130ZM196 256V255H195ZM136 257V256H135ZM163 257V256H162ZM229 257V256H228ZM239 258V256H236ZM241 257V256H240ZM231 258V257H230ZM132 259V258H131ZM232 259V258H231ZM234 259V258H233ZM232 259V260H233ZM237 259V258H236ZM228 260V259H227ZM230 260V259H229ZM235 260V259H234ZM188 261V260H187ZM231 261V260H230ZM241 261V260H240ZM251 260H249L250 262ZM164 262V261H163ZM227 262V261H226ZM243 262V261H242ZM247 262V261H246ZM229 263V261H228ZM231 263V262H230ZM248 263V262H247ZM135 264V263H134ZM169 264V263H168ZM246 264V263H245ZM256 264V263H254Z\"/></svg>",
  "mask_w": 264,
  "mask_h": 264
}]
</instances>
